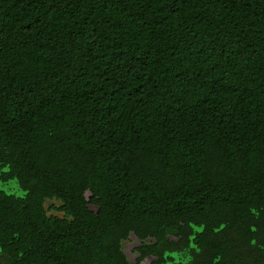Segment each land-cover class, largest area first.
<instances>
[{
    "label": "trees",
    "instance_id": "1",
    "mask_svg": "<svg viewBox=\"0 0 264 264\" xmlns=\"http://www.w3.org/2000/svg\"><path fill=\"white\" fill-rule=\"evenodd\" d=\"M0 163L3 264H264V0H0Z\"/></svg>",
    "mask_w": 264,
    "mask_h": 264
},
{
    "label": "rangeland",
    "instance_id": "2",
    "mask_svg": "<svg viewBox=\"0 0 264 264\" xmlns=\"http://www.w3.org/2000/svg\"><path fill=\"white\" fill-rule=\"evenodd\" d=\"M35 150L41 159L45 170L47 179L53 184L54 191L57 189L58 185L61 182L60 176L55 172L53 167L50 165L49 161L46 159L43 152L39 149L38 145L35 144ZM9 168L6 165L0 163V194L1 195H15V196H25L26 191L20 186L18 180L15 176H6ZM85 199L88 202V206L96 211L99 207V203L95 197L92 196V193L89 189L85 191ZM56 201V200H55ZM49 202L47 203V205ZM53 213L61 214L60 212L50 211ZM88 230V225L82 227V233L84 234ZM139 244V240L135 237L134 234L130 235V238L123 243V248L125 254L131 261H134L136 257V252L134 251L135 247ZM2 256V251L0 249V258ZM151 258L145 259L141 264H149ZM0 264H3L0 259Z\"/></svg>",
    "mask_w": 264,
    "mask_h": 264
}]
</instances>
